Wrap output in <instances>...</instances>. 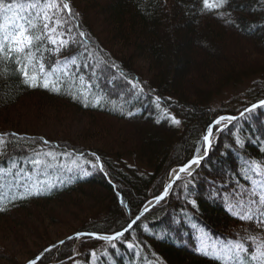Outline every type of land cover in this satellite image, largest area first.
Returning a JSON list of instances; mask_svg holds the SVG:
<instances>
[{"label":"trees","instance_id":"obj_1","mask_svg":"<svg viewBox=\"0 0 264 264\" xmlns=\"http://www.w3.org/2000/svg\"><path fill=\"white\" fill-rule=\"evenodd\" d=\"M69 3L78 14L69 17L68 23L77 43L67 47L61 59L76 56L77 62L68 65V76H60V90L27 87L16 76L0 80V133L18 134L6 137L8 156L0 158V167L7 168L10 157L21 170L15 179L7 178L12 191L0 203L5 209L0 211V230L6 229L15 242L34 231L29 229V218L45 217L56 206L85 215L95 211L72 229L73 235H111L122 230L164 191L172 170L195 156L216 119L237 116L264 100L262 0H229L225 11L231 15L223 19L214 13L201 14V0ZM80 32L86 35L79 36ZM231 36L246 44L248 50L241 57L225 56ZM113 63L118 67H112ZM141 64L144 68L139 71ZM196 66L204 75L197 84ZM128 81H139L144 93H138ZM246 81L251 82L246 93L218 103L217 98L228 88ZM156 97L161 98L159 107ZM65 110L95 122L105 118L126 123L131 130L117 133L118 146L104 147L83 139L73 144L6 130L11 113L27 111L38 117L46 112L59 118ZM172 117L180 123H174ZM49 151L57 154V160L40 157L48 160V166L35 168L29 162L36 152ZM93 153L100 157L103 171L92 167V163L99 164ZM253 161L264 166V107L224 130L199 169L179 180L169 197L114 241L115 249L85 236L80 257L73 258L74 240L47 252L39 263L92 264L91 252L95 251V264H223L202 251L199 239L204 233L222 240L237 238L235 231L244 221L229 209L225 196L252 185L245 174L256 178L251 172ZM33 184L50 186L40 195L25 196V188ZM84 202H90L92 210L83 208ZM249 259L244 258V264Z\"/></svg>","mask_w":264,"mask_h":264},{"label":"snow or ice","instance_id":"obj_2","mask_svg":"<svg viewBox=\"0 0 264 264\" xmlns=\"http://www.w3.org/2000/svg\"><path fill=\"white\" fill-rule=\"evenodd\" d=\"M228 3L229 0H201L200 12L201 14L214 13L223 19L231 15L225 11ZM74 15L78 14L73 13L69 0H0V80H7L10 76H16L19 78L20 83L27 87H43L49 91H59L58 81L60 76H68V65L75 66L77 62L76 56H65L61 59L63 51L71 44L77 43L71 36V28L68 27L69 17H73ZM227 22L234 23L232 20H228ZM85 35L84 32L79 33V36L83 37ZM49 61L51 62L49 63ZM9 66L12 67L10 68ZM112 67L118 66L113 63ZM121 75L123 76V73ZM79 79L83 82L84 78L80 76ZM128 82L138 93H144V87L139 81ZM88 87H91V85H88ZM100 99V97H97V103H99ZM160 99V97H156L157 107L160 106ZM260 107H264V100H260L258 103L246 108L241 113V116H244L245 113L251 114ZM128 115H132V113L129 112ZM171 119L176 124L180 123L175 117ZM237 119L234 116H220L215 120L214 124L208 127L203 137V140L207 144L205 152L201 154L200 150L197 149L196 155L186 164L182 165L178 172L176 169L172 170L175 179L165 187L162 195L155 198L157 204L168 196V190L173 187V183L182 179L180 173H186L187 176L191 177L193 166H199L201 161L206 158L207 150L211 148V138L214 128L222 131L224 127H227L232 121ZM222 122L223 127H217ZM7 136L15 137L18 134L0 133V158L8 156L9 141L6 139ZM236 142L242 144L239 138H237ZM44 143H48V141H44ZM60 155L65 154L61 153ZM92 155L95 156L97 162L100 161L99 156H96L95 153ZM45 156L51 158L53 162L57 160V154L49 151L46 154L36 152L29 162L35 168L48 166V160L40 158ZM8 160L9 166L7 168L0 167V180H3L7 176L15 179L20 174L21 170L19 166L10 157H8ZM86 162L92 163L91 161ZM92 167H98L99 170L103 171L104 166L102 163H92ZM251 172L259 176V179H254L251 175L245 174V178L251 180L252 187L238 194L242 199L237 201L239 207L235 214L242 221H254L256 226L262 230V234H249L241 239H230L227 242L221 243L214 250V255L222 260L223 264H244V258L246 257H250L248 264H264V166L261 163L253 161ZM85 174L87 175L88 173ZM40 194V189L36 184H33L25 191V196ZM117 195L119 196V193ZM12 199L14 200L15 197H12ZM120 202L127 207L123 197H120ZM4 210L3 207H0V211ZM148 211L149 208L145 207L144 212L135 216L126 227L120 231H115L111 235L80 232L76 234L75 238L78 239L84 236L94 237L107 242L111 248L115 249L117 245L114 241L122 238L141 219L144 213ZM69 239L72 240L73 237H69ZM247 240H250L255 245L254 251H251L250 245L245 243ZM61 243L64 242L61 241ZM128 247L133 248V245L129 243ZM107 254V252L104 253V255ZM205 254L207 255L206 252ZM91 258L92 264H95L97 260L95 251L91 252ZM30 264H37V260L30 261Z\"/></svg>","mask_w":264,"mask_h":264},{"label":"rangeland","instance_id":"obj_3","mask_svg":"<svg viewBox=\"0 0 264 264\" xmlns=\"http://www.w3.org/2000/svg\"><path fill=\"white\" fill-rule=\"evenodd\" d=\"M226 45L228 46V48H226L227 53H225V56H228L230 58L233 56L241 57L242 54L246 53V51L248 50L246 48V44L242 42L240 37L236 36H231V38L227 39ZM226 45L225 47H227ZM261 55L264 54L261 53ZM138 66H140V68L138 67L139 71H142L141 68H144V65L141 64ZM197 67L199 66H196V68ZM195 71L197 73V78H195L197 79V81H195V83L197 84L204 75L199 73L198 68L195 69ZM250 84L251 82L246 81L239 87L228 88L222 95L217 98L218 103H228L229 100H231L233 97L241 96L243 93L247 92ZM96 121L100 123L90 120V118L87 117H77L74 113L68 112L67 110L62 111L59 118L49 116V114L46 112H43L38 117H34L32 113H29L27 111H19V113L17 114H10V118L7 121L8 127L6 130L12 129L15 131L17 130L26 132L28 134L33 133L45 136V138L53 139L56 141H71V143L73 144L74 141L79 143V141L83 139L90 144H95L94 146L97 147H104L110 144L114 145V143L119 142L115 139L117 133L123 132L125 130H131L130 126L126 123H121L114 120L105 121V118L103 120L99 119ZM101 122L103 123L101 124ZM217 127H222V125ZM104 132L105 134H103ZM213 132L217 134L218 130L214 128ZM51 136L53 138H51ZM118 145V143L115 144V146ZM7 178L8 176L3 180H0V183L3 182L2 184H0V203L6 199V194L12 191ZM255 179H259V176H256ZM50 185L43 184L39 185L38 188L40 189V191H42L47 189ZM251 187L252 185L249 188H246L244 191L250 189ZM240 192H242V190L233 191L225 196V200L228 203L229 209H231L234 213H236L239 207L237 201L242 199V197L238 195ZM84 203L86 206L83 208H86V210H92V204L90 202ZM66 206L69 205L67 204ZM69 207L70 209L72 208L71 206ZM72 211L73 212H67V210L56 206L49 209L48 215L44 213L45 217H41L38 215L36 216V218H34V216L29 218L27 221L29 222V229H34V231H30L28 229L30 233H27V235L25 236L21 235L23 238L22 242H15L13 238H9L11 237V235L8 234L6 229L5 232L3 230H0V246L5 247V249H0V264H28L30 261L39 257L41 255L39 253L46 246H55L56 244L63 245L65 243L74 241H69V237H73L76 235H73L74 231L72 229L80 226L83 223L82 221L84 217L88 218L89 216L95 214V211H92V213L88 215H85L86 212H81L80 210L74 209ZM41 220H44L45 222L41 223ZM38 227H40L41 229H37L36 231L35 228ZM235 234L237 235L236 239H241L248 236L249 234L261 235L262 230L256 226L254 221H244L242 226L236 229ZM230 239L233 238H229L228 240ZM83 240L84 237H81L80 239H77L75 241L76 243L74 245L73 258H78L81 256L80 248L81 242ZM199 240L201 249L204 252L212 255H214V250L217 249L221 243L227 242V240H222L220 238H212L207 233H204ZM61 241H63L64 243H61ZM245 243L247 245H250L252 251L255 250V245L252 244L250 240L245 241Z\"/></svg>","mask_w":264,"mask_h":264},{"label":"water","instance_id":"obj_4","mask_svg":"<svg viewBox=\"0 0 264 264\" xmlns=\"http://www.w3.org/2000/svg\"><path fill=\"white\" fill-rule=\"evenodd\" d=\"M245 114H247V113H245ZM226 116H230V115H226ZM244 116H245V115H244ZM234 117H237L238 119H240V118L243 117V116H241V114H239V115L234 116ZM238 119H237V120H238ZM234 121H236V120H234ZM234 121H232V122H234ZM222 123H223V122H222ZM213 124H214V123H213ZM225 128H226V127H224L223 130H224ZM220 132H221V131H220ZM220 132L217 134V137H219ZM200 149H201V148H199V150H200ZM209 151H210V149L207 150L206 158H207L208 155H209ZM206 158H205V159H206ZM205 159H204V160H205ZM204 160H202L201 163H202ZM196 169H197V168H195V169L193 170V172H194ZM178 171H179V168H178ZM180 175H181L182 178L185 177V176H187L186 173H180ZM173 181H174V180H173ZM173 181H172V182H173ZM172 182H170V183H172ZM177 182H178V181H175V182L173 183V187H174V185H175ZM173 187L170 188V189L168 190V191H169L168 196L170 195V193H171ZM163 192H164V191H163ZM163 192H162L160 195H162ZM168 196H166L163 200H161L160 203L163 202ZM150 202H151V203H147V205L145 206V207H148V208H149V211H148V212H145L144 215L141 217V219H142L147 213H149L153 208H155L157 205L160 204V203H158V204L156 203V199H154V200H152V201H150ZM145 207L141 210V212H144ZM141 212H140V213H141ZM137 222H138V221H137ZM137 222H136V223H137ZM134 225H135V224H134ZM134 225H133V226H134ZM133 226H132V227H133ZM124 235H125V234H124ZM75 237H76V235L73 236V239H72V240H77ZM89 237H90V236H89ZM80 238H81V237H80ZM91 238H94V237H91ZM94 239H96V238H94ZM69 241H71V240L69 239ZM59 245H61V244H56L55 246H52V247L48 248V249H47L48 251H45L43 254H41L39 257L36 258L37 263H39V262L41 261L43 255H45L47 252L51 251L52 249L56 248V247L59 246ZM28 264H30V262H29Z\"/></svg>","mask_w":264,"mask_h":264},{"label":"bare ground","instance_id":"obj_5","mask_svg":"<svg viewBox=\"0 0 264 264\" xmlns=\"http://www.w3.org/2000/svg\"><path fill=\"white\" fill-rule=\"evenodd\" d=\"M214 133V132H213ZM214 138H211V141H212V143H211V146L213 145V143H214V141L216 140V134L214 133ZM205 144H206V142L204 141V143H203V147L200 149V153L202 154V152L204 153L205 152V149H206V146H205ZM198 166H196L195 168H197ZM194 168V169H195ZM193 169V170H194ZM177 170V172H178V169H176ZM175 179V175H174V173H173V175H172V177H171V181L170 182H172L173 180Z\"/></svg>","mask_w":264,"mask_h":264}]
</instances>
